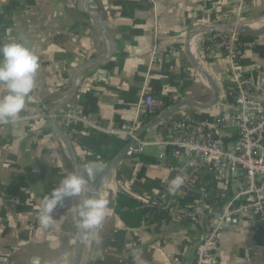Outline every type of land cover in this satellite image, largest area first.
I'll list each match as a JSON object with an SVG mask.
<instances>
[{
    "label": "crops",
    "instance_id": "crops-1",
    "mask_svg": "<svg viewBox=\"0 0 264 264\" xmlns=\"http://www.w3.org/2000/svg\"><path fill=\"white\" fill-rule=\"evenodd\" d=\"M238 2L96 0L110 41L108 61H104L98 30L85 0H24L22 4L0 7V45L23 43L39 61L36 86L21 118L0 124V264H32L37 258L58 264L73 261L76 238L72 250L67 252L69 241L61 229L71 227L65 213H78L85 193L65 201L64 207L54 214L56 219L50 229L39 225L38 215L44 196L65 176L76 173L49 122L50 113L64 101L65 81L70 80L76 68L97 64L85 67L71 80L70 102L71 110L97 127L115 130L140 123L144 115L138 111V101L142 95L172 103L156 118L189 101L204 107H182L169 119L184 110L197 120L216 124L221 118L227 119L234 109V83L227 78L228 64L223 53L206 41L219 32L200 33L192 38L189 35L218 24L245 25L252 32H261H237L241 41L253 43L251 48L242 50L238 65L252 84L264 88V0H244V9L236 21ZM210 85L215 92L212 104ZM5 93L0 85V96ZM42 113L48 116L40 117ZM55 128L58 130L56 124ZM217 131L226 143L235 138L231 125H217ZM155 132L156 129L150 130L141 138L150 139ZM96 133L103 132L82 123H73L65 130V136L60 133L70 142L81 173L87 162L97 161L93 153ZM158 153L157 147H147L142 154L146 161L127 162L131 174L120 185L116 170L124 159L104 180L100 197L107 184L113 186L106 199L111 210L93 230L87 264L194 263L203 234L201 226L187 220L176 222L155 212L146 216L138 228L129 229L113 211L120 189L133 196H150L168 184L170 175L157 160ZM238 188L239 185L234 186L227 195L230 197ZM203 189L221 191L223 186L206 176L181 202L191 209L197 207ZM208 204L215 211L219 209L213 201ZM216 253L215 264H264V225L251 217L226 220Z\"/></svg>",
    "mask_w": 264,
    "mask_h": 264
},
{
    "label": "built area",
    "instance_id": "built-area-1",
    "mask_svg": "<svg viewBox=\"0 0 264 264\" xmlns=\"http://www.w3.org/2000/svg\"><path fill=\"white\" fill-rule=\"evenodd\" d=\"M23 1L0 0V7L22 4ZM243 3L244 0H239L235 9L236 21L244 9ZM206 41L212 49L223 53L228 64L227 78L234 83V109L227 119L221 118L216 124H210L181 110L156 128L150 139H134L140 123L105 130L89 123L70 107L55 121L63 136L73 123H82L127 141L134 139L126 152L129 159H136L147 147L159 149L157 160L167 169L170 180L158 193L148 196L144 204L164 212L173 221L187 220L202 227L193 264L216 263L218 239L226 220L251 217L264 225V88L252 84L238 65L242 50L251 48L253 43L241 41L235 31L213 34ZM162 107L161 101L150 96L142 95L138 101V111L142 115H157ZM41 116L48 115L42 113ZM33 118L36 116L30 117ZM217 125H231L235 129L231 143L218 136ZM177 176L182 177L183 182L175 192H170V182ZM206 176H211L223 189H203L200 205L192 209L187 207L181 199L193 193L195 184ZM236 185L239 188L229 197L228 191ZM209 201L217 203L219 209L213 210Z\"/></svg>",
    "mask_w": 264,
    "mask_h": 264
},
{
    "label": "clouds",
    "instance_id": "clouds-1",
    "mask_svg": "<svg viewBox=\"0 0 264 264\" xmlns=\"http://www.w3.org/2000/svg\"><path fill=\"white\" fill-rule=\"evenodd\" d=\"M39 69L38 57L23 43L9 42L0 45V85L6 93L0 96V124L18 121L26 101L36 86ZM103 169L100 161H90L83 166V173H70L44 196L38 215L39 225L50 229L55 222V213L64 207L65 201L90 190V181ZM183 178L177 176L170 182L169 191L175 192ZM111 209L109 201L96 197L83 199L78 208V227L82 237L98 228ZM38 264V258L36 260Z\"/></svg>",
    "mask_w": 264,
    "mask_h": 264
},
{
    "label": "water",
    "instance_id": "water-1",
    "mask_svg": "<svg viewBox=\"0 0 264 264\" xmlns=\"http://www.w3.org/2000/svg\"><path fill=\"white\" fill-rule=\"evenodd\" d=\"M85 2L89 8V14L91 15V20L96 25L97 30H98V34L100 37V45H101V47L104 51V54H105L104 61H108L110 59V56H111V50L109 47L110 41H109V36H108V32L106 30V27H105L100 15H99L96 0H85ZM220 31H235L238 33L247 32L250 34H256V33L261 32V31L252 32L245 25H239V26L224 25V26H218V27H214V28H207V29H201L199 31H195L189 35V38H192L195 35L200 34V33H213V32H220ZM96 65L97 64L93 63V64L78 67L70 74V76H69L70 80L65 81V85L67 87V95H66L64 101L61 103V105L59 106V108L56 111H53L49 115V122L51 125V129H52V131H54L55 137L58 140V142L61 144V146L63 147L64 151L67 153V155L72 160L74 169H75L76 173H78V174H82V173L80 172L76 155H75V153H74V151L70 145V142L67 141L59 133L58 130H56L55 121L58 117L62 116L64 114V112L67 111L70 107V102H71L72 96H73V85L71 83V80L85 67L96 66ZM210 89H211V93H212V97H211V104H212L215 100V92H214L212 85H210ZM182 107L203 108L204 106L198 105L196 103L189 102V101H183L177 107H175L170 113H168L167 115L156 118L155 120L150 121V122L140 126L134 134V139L140 138L141 135H143L144 133L158 128L162 123L169 120V118H171ZM134 139H130L129 141H127L126 145L119 151V153L116 154L115 157L107 163V165L103 169L102 173L96 179L95 183L93 185H91L90 190H87L84 192L86 195V198L96 197L97 195H99V197H100V189H101V186H102L104 180L113 173V171L115 170L117 165L126 157V152L129 149V147L133 144ZM93 230L86 237H82L81 232L79 231V233L77 235L78 236V245L76 247L75 255H74V258H73V261L71 262V264H87V260H88L89 253H90V243L92 240ZM198 245H199V242H198ZM198 245H197V247H198ZM197 247H196V249H197Z\"/></svg>",
    "mask_w": 264,
    "mask_h": 264
},
{
    "label": "trees",
    "instance_id": "trees-1",
    "mask_svg": "<svg viewBox=\"0 0 264 264\" xmlns=\"http://www.w3.org/2000/svg\"><path fill=\"white\" fill-rule=\"evenodd\" d=\"M162 104V109H167L168 106L172 103L164 100ZM157 115L145 114L140 120V125L142 126L152 121L154 118H156ZM126 143L127 139L125 138L122 139L119 136L96 133L93 139L94 156L97 161L106 164L111 161L116 154L119 153V151L126 145ZM144 161H146V158L142 155L137 156L136 159H129L125 157L124 161L118 166L116 170V181L118 182V184L120 185L122 183V179L128 178L131 174L129 167H127V162L136 164L137 162ZM147 199L148 196H133L120 189L115 198V205L113 210L114 214L123 222V224L127 228H138L146 219V216L148 217L155 212H162L155 207H146L144 203Z\"/></svg>",
    "mask_w": 264,
    "mask_h": 264
},
{
    "label": "rangeland",
    "instance_id": "rangeland-1",
    "mask_svg": "<svg viewBox=\"0 0 264 264\" xmlns=\"http://www.w3.org/2000/svg\"><path fill=\"white\" fill-rule=\"evenodd\" d=\"M65 215L67 216V224L71 227H68L67 229H64V230L61 229V231L65 232L64 237L65 239L67 238L66 239L67 241H69L67 244V248H68L67 252L68 251L70 252L73 248V241L75 240V238L77 237L80 231L78 227V213L71 211V212L65 213ZM32 264H36V260L32 261ZM38 264H58V263H56L55 260L52 261V260H42L41 259V260H38Z\"/></svg>",
    "mask_w": 264,
    "mask_h": 264
},
{
    "label": "bare ground",
    "instance_id": "bare-ground-1",
    "mask_svg": "<svg viewBox=\"0 0 264 264\" xmlns=\"http://www.w3.org/2000/svg\"><path fill=\"white\" fill-rule=\"evenodd\" d=\"M249 26V25H248ZM251 27V26H250ZM111 189H113V186H111L110 184H107L106 186H105V188H104V191H103V193L101 194V198H103V199H107L108 198V194H109V191L111 190ZM111 192V191H110ZM77 227V226H76ZM77 245H78V236L76 237V247H77Z\"/></svg>",
    "mask_w": 264,
    "mask_h": 264
}]
</instances>
